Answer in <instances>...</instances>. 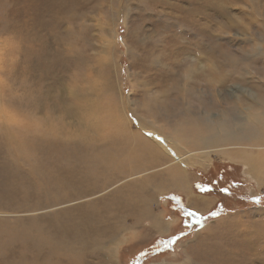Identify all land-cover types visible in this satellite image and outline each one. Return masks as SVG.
Returning <instances> with one entry per match:
<instances>
[{"label":"rangeland","instance_id":"374dc122","mask_svg":"<svg viewBox=\"0 0 264 264\" xmlns=\"http://www.w3.org/2000/svg\"><path fill=\"white\" fill-rule=\"evenodd\" d=\"M261 94L264 0H0V264H264V148L184 127ZM143 137L176 162L133 163Z\"/></svg>","mask_w":264,"mask_h":264},{"label":"bare ground","instance_id":"6f19581e","mask_svg":"<svg viewBox=\"0 0 264 264\" xmlns=\"http://www.w3.org/2000/svg\"><path fill=\"white\" fill-rule=\"evenodd\" d=\"M78 57V55H77ZM80 58V56H79ZM234 64V62H233ZM234 67V66H233ZM233 69V68H232ZM217 75V74H216ZM72 76L73 77H76L78 79L81 78L80 74L78 73H74L72 71ZM191 76V75H189ZM194 76V75H193ZM192 76V77H193ZM221 76L222 75H217V79H221ZM224 76H222L223 78ZM223 81V80H222ZM8 85V84H7ZM7 89V88H6ZM74 89V88H73ZM72 89V90H73ZM12 90V89H11ZM75 92V90L73 91V93ZM8 94V93H7ZM192 94V93H191ZM18 95V94H17ZM190 95V93H189ZM194 95V94H193ZM263 99L264 100V94H261ZM12 96V95H11ZM30 96V95H29ZM39 96V95H38ZM40 97V96H39ZM38 97V98H39ZM199 97V96H198ZM33 98V97H32ZM203 98V97H202ZM74 99V101H73ZM199 101L201 102L203 99L201 98H198ZM17 100V99H16ZM23 101V99H20ZM25 100V98H24ZM29 101V100H28ZM72 102H74V107L72 108L73 109V114L76 118L79 119L80 121V128H81V125L85 126V134L86 135V138L88 140H91L92 138H94L93 136L96 134H98V136H100V133H98L102 127L100 126V122H101V119L100 117L98 118V121L96 119L95 116H93V118H95V122L96 123H92L91 126H87L88 125V117L87 116H84L81 109L78 108V96L75 95L72 97ZM87 101V100H86ZM100 101V100H99ZM17 102V101H16ZM27 102V101H26ZM205 99L203 101V105L205 104ZM254 102V101H253ZM32 103V102H31ZM39 103V102H37ZM207 103V102H206ZM260 103H262L260 101ZM18 104V103H17ZM26 104V103H25ZM24 104V105H25ZM29 104V102H28ZM27 104V105H28ZM33 104V103H32ZM43 104V103H42ZM100 108H98L97 106H95V108H97L100 112L99 114L102 115L103 113H106V111H108L109 115L106 116V121L108 118L112 119L114 118V113L115 111H111V105L110 104H107L106 108H104V111L102 109V106L100 105V102H98ZM30 105V104H29ZM115 105V104H114ZM192 105V104H191ZM189 105V106H191ZM35 106V105H34ZM38 106V105H37ZM22 107V105H21ZM53 108V107H51ZM237 108V105H232V111L234 112V110ZM22 109V108H21ZM193 109V107H192ZM257 109V107H255L254 105L251 106V107H245L243 111H245L244 113L246 114V116H242L241 120L235 124V126L233 127L231 124H229L228 122V119L225 121V118L223 120H220L219 123H217L216 126H199L198 128L196 127V124L197 122H192L191 124H186L184 127L187 129V134L185 135L186 137L188 135L190 136H193L195 138V141L191 142V143H198V142H201L202 144H204L205 146L203 147L204 150H202L203 153H210V148L211 147H222V145L226 144H235L237 146H244L246 144H253L255 145L254 147H258L259 148H264V109L262 107L259 108V110L255 111ZM16 110V109H15ZM35 110V109H34ZM67 111V110H66ZM151 111V110H149ZM165 117L166 118H170L171 117V112L167 110H165ZM163 113V111L161 112ZM238 113V112H237ZM97 115V112L95 113ZM152 114H154L152 112ZM167 114V115H166ZM169 114V115H168ZM239 115V114H238ZM29 116V115H28ZM31 116V115H30ZM113 116V117H112ZM15 117V116H14ZM82 117H85L82 119ZM77 119V120H78ZM82 119V120H81ZM130 119V118H129ZM144 119V118H143ZM146 119V118H145ZM144 119V120H145ZM148 119V118H147ZM158 117L155 119V120H151L150 122H146L145 124L144 123H140V126L141 128L145 129V132L146 133H149L150 131H153V132H157L158 134H164L166 132H162V129L161 127H158L156 126V121H157ZM245 120V121H244ZM142 121V119H141ZM247 121V122H246ZM124 122V121H123ZM140 122V120H139ZM144 122V121H143ZM203 122V121H202ZM108 123L107 126L109 125L110 122H106ZM234 123V121H233ZM207 125V124H206ZM107 126H105L107 128ZM28 127V126H27ZM32 128V127H31ZM20 129V128H19ZM30 129V128H29ZM38 129V128H37ZM179 129V128H178ZM177 129V130H178ZM104 129H102L103 131ZM177 130H174V134L177 132ZM25 132V131H24ZM29 132V131H27ZM36 132V131H35ZM34 132V133H35ZM144 132V133H145ZM77 133V132H76ZM66 135V133L64 134ZM75 136V134H72L71 132H67V136L70 137V136ZM81 136V135H79ZM184 137V138H186ZM152 138V137H151ZM137 139V138H136ZM134 141V140H133ZM132 141V142H133ZM168 141V144L170 145V141L167 139ZM128 142L131 144V140H130V137H129V140ZM135 142V141H134ZM186 142V141H185ZM154 143H157V141H154ZM152 142L151 139H147V138H144L143 139H139L138 140V149H139V154H138V158L135 156L134 159H133V163L136 162L137 164H140V161L143 160V161H147L149 162L150 164H154V163H157L158 160L159 161H162L163 159H172L173 155L174 154H170L168 152V149L173 145L169 146L168 144L166 145L165 144V148H159L156 144H154ZM190 143V142H188ZM128 145V143L126 144ZM133 146V145H132ZM239 149L241 147H238ZM261 148V150H262ZM159 149V150H158ZM165 149V150H164ZM222 149H225L224 147H222ZM109 151V150H108ZM164 152V153H163ZM259 152V151H258ZM166 153V154H165ZM230 153V152H229ZM257 153V152H256ZM264 153L261 152L259 153L260 157H262L261 155ZM233 154H235L236 157H239L240 155H246V152L243 151V150H240L239 152L235 151L233 152ZM258 154V153H257ZM230 155V154H229ZM116 157V156H115ZM177 160L179 159V157L177 156L176 157ZM170 159V160H171ZM120 160V159H119ZM176 159H172V161L176 162L175 161ZM110 161H114V157L110 158L109 156H106L105 152L103 153V157L101 159V163L104 164L105 162H108L110 163ZM171 162V161H170ZM121 163V162H120ZM261 164L262 166L264 165V162L261 161ZM166 166V165H164ZM160 168V167H159ZM170 170V169H168ZM137 171V170H136ZM171 173L174 175L175 174V177L176 179L180 180V177L179 175H181V167L176 164L174 166V168H172L171 170ZM169 171V173H170ZM132 172V171H131ZM170 173V174H171ZM263 175V174H262ZM171 176V175H170ZM187 177V176H186ZM261 179V178H260ZM179 184H181L182 182H177ZM140 211V210H139ZM155 226V225H153ZM156 227V226H155ZM157 228V227H156Z\"/></svg>","mask_w":264,"mask_h":264},{"label":"trees","instance_id":"16d2710c","mask_svg":"<svg viewBox=\"0 0 264 264\" xmlns=\"http://www.w3.org/2000/svg\"><path fill=\"white\" fill-rule=\"evenodd\" d=\"M208 180H209V177H207V176L205 175L204 181L206 182V181H208ZM198 192H199V191H198ZM184 219L187 220L186 217H185Z\"/></svg>","mask_w":264,"mask_h":264},{"label":"snow or ice","instance_id":"6c2138e0","mask_svg":"<svg viewBox=\"0 0 264 264\" xmlns=\"http://www.w3.org/2000/svg\"><path fill=\"white\" fill-rule=\"evenodd\" d=\"M148 135H152L151 133H148ZM173 241H169L168 243L170 244V243H172Z\"/></svg>","mask_w":264,"mask_h":264},{"label":"crops","instance_id":"0c3cea01","mask_svg":"<svg viewBox=\"0 0 264 264\" xmlns=\"http://www.w3.org/2000/svg\"><path fill=\"white\" fill-rule=\"evenodd\" d=\"M202 180H204V179H202ZM195 182H197V181H195ZM196 186H195V184H194V188H195ZM196 192H198V191H196ZM198 193H201V192H198ZM202 194V193H201Z\"/></svg>","mask_w":264,"mask_h":264}]
</instances>
